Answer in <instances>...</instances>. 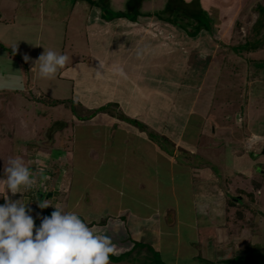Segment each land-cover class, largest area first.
Listing matches in <instances>:
<instances>
[{"label":"rangeland","instance_id":"374dc122","mask_svg":"<svg viewBox=\"0 0 264 264\" xmlns=\"http://www.w3.org/2000/svg\"><path fill=\"white\" fill-rule=\"evenodd\" d=\"M129 1L131 0H114L113 8L124 9L125 12H129ZM171 2L173 8L162 9L164 11L154 16L151 14L148 16V21L143 24L139 22L140 20H136L138 15L132 12L133 16L130 19L133 22L118 17L122 20L118 23H112L107 28L104 22L96 21L94 27L87 26L86 28L90 39L86 35L83 37L81 33H77L73 29L79 23L77 17L69 23L67 22L69 30L64 29L67 31L68 37L63 53L69 57V62L63 67L68 70L63 69V73L65 72L67 75L70 72L73 75L75 68L78 70L79 63L83 62H78V60L80 58L84 59V57L87 60L88 56L92 54L94 55L91 56L94 57L92 60L103 64L104 71L102 70L103 74L97 77V67L93 65L84 67L83 65L80 73L86 77L81 76L80 80L84 81L86 79L85 83L89 87L83 84L84 91H81V88L80 94L75 96L77 101L74 100L73 95L70 98L63 99L64 103H58L60 100L56 99L50 100V104L54 106L60 104L58 108H48L46 107L48 104L44 102V100L51 98L42 94L45 92L44 85L50 80L47 81L46 79V82L43 81L44 83L40 84L38 70V81L34 79V82L27 84L26 78L23 79L21 74L22 65L19 62V57L13 54V51L10 52L8 46L7 48L0 47L2 48L0 51V91H2L4 97H10L11 103H15L17 97L11 95L10 87L16 90L20 89L21 95L27 98V100L20 101L21 105L26 106L27 109L32 107V112L36 110L38 115L43 116L40 117L42 119L33 118L31 121H26L24 109L20 113H16L15 109L7 104L8 102H0V203H4V198H7L8 195L13 200L20 199L21 203L29 204L32 201L27 195H24L26 190L23 188L20 190L21 193L15 195L8 193L5 188L6 178H4L3 169L4 166H7L10 158H22L29 167L28 156L24 158L21 154L22 150H19L17 145L11 147V143L7 142L9 137L3 142L11 131L20 136V139L23 137L31 139L33 133L37 134L34 138L43 135L44 138L48 139V134L50 135L53 130L61 136L60 139L55 138L57 142L60 141L59 144L61 145L65 136L70 139V136H75L78 128L85 129L88 127L91 130L95 129L93 132L96 136H100L101 146L103 141L108 140V137H103V134H108L110 128L128 131L125 138L129 139L128 135L132 134L130 128L138 130L137 133L139 132L141 135L154 133L156 135L155 140L162 149H165L164 146L168 144L167 146L175 150L182 161H188L190 166L203 169L209 165L214 169L212 170L213 173L218 174L220 177L222 174H226L227 177L222 176L225 185L231 183L230 187L233 189L234 194H245L244 201L251 206H248L246 202H242L247 207L244 208L240 204L237 205L236 201H230L228 198L226 204L228 215L224 232L223 228L219 231H213L207 226L205 229L202 228L200 236H198L193 227L198 224L195 220L201 212L198 214L196 207H192V196L186 191L187 188H181L178 200L181 201L182 208L179 207L178 209L180 212L182 209L187 210V213L183 216L185 223H187V228L184 230V241L191 242L192 239H195V247L197 248L194 249L196 253L198 252V255L200 253L203 259L209 258L219 262L225 260L223 258L225 251L221 249L217 252L220 247L232 245L235 248L242 240V242L249 241L243 247L241 244L240 249L235 248V257L229 259L228 263L234 264L239 261L255 264L253 260L256 259L258 253L254 250L253 254L248 252L247 255H238L237 252L255 247L256 245H253L252 241L260 246L259 251L264 256V233L262 232L264 221L259 218V223L251 226L249 223H244L247 219L254 218L255 210L253 208L257 204L259 205V201L264 204V166L261 167L260 165L261 162L264 163V145L258 153L259 157L256 158L257 153L254 150L249 153L245 152L243 155L244 145L248 146L249 149L250 143L245 141V143L239 144L238 140H242L241 137L245 131L247 132L246 138L254 131L251 130L250 126L242 125L243 122L248 124L246 119L249 118L247 114L250 109H252V120L261 122V124H256L255 134L264 132V40L259 41L261 38L264 39L261 36L264 23L261 22L257 25L253 32V24L258 17V13L252 10V4L250 6L251 11L241 15V17L237 14L230 15L228 20L223 19L219 23L217 18L220 20L221 17L226 18V16H222L221 12L214 15L218 16L214 17L215 19L210 17V22H208L206 15H210V13L207 8L197 9L195 6L191 7V4H188L186 0H178L176 3ZM231 2L228 1L229 4ZM48 4L51 5V0H48ZM225 4V2L220 3V5L217 3V10H219V7L226 6ZM111 5L108 8L109 12L107 9H102V12L107 11L108 13L107 20H113L112 13L115 11L111 8ZM69 6L72 7V4ZM263 8L257 9L259 12H263ZM189 9L190 11H188ZM54 11L61 14L66 12L61 4L54 7ZM97 13L98 11L95 12V14ZM89 17L94 18L96 15L91 14ZM132 23L134 26H132ZM199 25L201 28L197 30L196 28ZM133 27H143L144 30L139 32ZM78 28L81 31L80 24ZM84 33L86 34V30H84ZM43 38L45 37L39 36L37 41L32 42L31 45L33 44L34 47L39 45ZM93 39L96 43H92L94 45L91 44L92 46L87 47V42L90 41L91 43ZM12 40L14 42L18 41L15 35ZM71 42L75 44L79 42V47L73 46L74 43ZM16 49L20 48L16 47ZM81 49L86 50V52ZM9 52L14 56V59L8 60ZM105 64H108V66L106 65V67ZM111 65H113V68ZM90 70L92 75L89 73ZM4 72H6L5 76L3 75ZM91 83L95 84V88L91 87ZM119 88L123 90V94L119 93V95L122 94V97H116L119 101H107L109 98L111 99V93ZM0 99H2L1 94ZM122 105L129 107L124 108ZM4 107H7L11 114L6 113ZM72 113L76 119H82L76 121L78 126L73 122L76 119H73ZM2 114H7L9 120L6 117L2 118ZM112 117L118 121L120 120L119 124L116 122L107 125L109 123L107 120ZM13 118H15V121ZM92 118H97L95 121L96 126H92L93 129L90 125H86V119ZM103 118H105V121ZM122 120L129 123V125L121 123ZM2 122H6L7 125L3 126ZM100 133L102 134L100 135ZM85 136L87 139H83L85 142L82 143L80 140L81 147L90 148L98 143V139L94 141L90 134L86 133ZM135 137L138 138V135ZM92 140L94 142H91ZM15 143L16 141L13 142V144ZM39 143L43 145L42 142ZM69 146L72 147V144ZM122 149L120 148L118 151ZM29 159L31 160V158ZM252 160L258 161L257 168L260 170L256 171L255 168L252 173L242 171L243 166L252 162ZM235 164L239 167L237 173L233 171V165ZM56 166L59 169L61 163H56ZM31 174L35 180L34 182L41 178V173L39 178L34 176L33 172ZM43 177L46 176L43 175ZM54 178L56 179L52 184L59 188L60 180L58 176ZM223 179L222 182L224 183ZM50 187L53 188L52 185ZM55 187L52 189L53 191ZM231 196L235 197L233 194ZM37 199H39V195H37ZM125 201L128 202L129 200L126 199ZM50 204L48 208H54L53 204ZM177 205L178 203L168 206L171 209L169 211L172 212L175 209L176 212ZM234 205L238 208L237 212L243 211L241 212L243 217L236 216L233 224L231 220L233 217L231 218L229 215H234L232 210ZM35 206L37 205L29 206L31 209L33 208L30 214L34 218L37 217L38 213L41 216L46 214L47 211L40 210L39 207L35 211ZM51 212L47 215H50ZM206 216L207 213L205 212L204 220H206L207 225L211 222L205 219ZM239 220L240 222H237ZM124 224L122 221L116 222L114 224L115 229L109 232L112 235L108 236L111 238L112 244H115L114 254H119L124 248L130 247V243H124V240L127 239L125 235H130L128 230L130 222ZM96 225L93 222L89 227L96 234H99L100 231L98 227H95ZM212 231L213 234H211ZM222 233L228 236L221 241ZM167 239L170 242L171 236L166 237V239L161 237L160 248L163 247L164 241H167ZM132 241L133 243L136 242L135 239H132ZM211 241L214 242L215 246ZM224 241L225 243H222ZM117 245L121 247L117 248ZM149 246L153 247L151 243ZM171 248V253H164L169 264H172L169 260L175 251L173 245ZM146 253V249L140 253L143 261H145ZM137 254L138 252L134 251V255ZM226 255H230L229 251H226ZM195 259L196 262L202 261L197 257ZM123 262L126 261H121V263ZM135 264H141V262ZM201 264H205V262L203 261Z\"/></svg>","mask_w":264,"mask_h":264},{"label":"crops","instance_id":"0c3cea01","mask_svg":"<svg viewBox=\"0 0 264 264\" xmlns=\"http://www.w3.org/2000/svg\"><path fill=\"white\" fill-rule=\"evenodd\" d=\"M228 1H232L230 3L231 5ZM186 2L191 4V7L195 6L197 9L207 8L211 15H206L208 22H210V17L214 18L217 16H214L215 14L221 12L222 16H226V18L221 17V20L217 18L219 23H221L223 19L228 20V16L230 15L237 14L241 17V15L251 11L250 6L252 4V10L258 13V17L253 24V32L255 31L257 25L261 22L264 23V0H186ZM224 2L226 3V6H223V8L219 7V10H217V3L220 5V3L222 4ZM59 3L62 5V8L66 10L64 14H61L58 11L53 12L54 7H58L60 5ZM109 3L111 8H113L114 0H102L100 3L102 4L101 7H99V4L92 5L85 0H51V5L48 4V0H0V47L4 46V48H7L8 46L10 52L13 51L14 46L20 48L16 49L17 53L15 52V54L19 57V62L22 65L21 74L23 79L26 78L27 84L34 82V79L38 81L37 71L39 70V61L36 60L43 53L44 48L64 54L63 50L65 49L64 46L68 37L67 31L65 30H69L67 25L75 17H77L79 23L77 27L73 29L75 32L81 33L83 37L86 35L88 39H90V37L88 35L89 32L86 29L87 26L94 27L96 21H101L104 22L108 28L112 25V23H118V21L122 20L119 18L107 20L102 17V9L104 6H108ZM71 4L72 7L69 6ZM167 4L168 0L142 1L136 20H140L139 22H142L143 24L148 21V16L151 14L154 16L155 14L164 11L162 9H166L165 6ZM260 7L263 8V12L258 11L257 8ZM113 10L115 12L126 11L124 9L116 8H113ZM96 11H98L97 14H95ZM188 11H190V9ZM91 14L96 15V17L90 18L89 15ZM131 15L133 16V14ZM123 18L133 22V20L128 17ZM79 24L81 31L78 28ZM132 26H134L133 23ZM133 28L139 32H143L144 30L143 27ZM84 30H86V34L84 33ZM262 30L263 34H261V36L264 37V29ZM14 35L18 40L16 42L12 40ZM39 36H43L45 38L40 41L39 47L35 46V48L33 44L31 45V43L37 41ZM82 42L84 41L82 40ZM87 43V47H90L94 45L92 43H96V41L93 39L91 43L90 41ZM79 44L80 43L77 42L76 44L74 43L73 46L79 47ZM1 49L2 48H0V51ZM81 50L86 52L84 49ZM25 54L29 55L31 58L28 62L23 60V56ZM91 56L94 55L92 54ZM91 56H88L87 60L86 57L78 60V62H83L79 63L78 70L75 68L73 75L70 72H68L67 75L65 72L64 74L62 70H68L65 68L59 69L56 75L51 78H42L39 75L40 84L44 83L43 81L46 79L47 81L48 79L50 80L46 83V85H44L45 88L43 89L45 92L42 93L51 97L48 99L49 101L44 100V102L48 104L46 107L58 108L60 104L54 106L53 104H50V100L56 99L60 100L58 103H64L62 100L66 97L70 98L71 95H73L74 100H76L75 96L80 94V89L82 88L81 91H84L82 87L83 84L89 87V85L85 83L86 79L84 81L80 80L81 76H85L80 73V69L83 65L84 67L93 65L99 68V61L96 62L92 60L94 57ZM11 59H14V56L10 53L8 60ZM67 62H69V60ZM106 65L108 66V64H105V66ZM111 66L113 68V65ZM89 73L92 75L91 70ZM102 74L103 73H96L97 77H100ZM3 75L5 76L6 72H4ZM40 84L39 86H41ZM90 85L92 88H95L94 83H91ZM55 86L56 88H54ZM10 88L11 95L13 94L17 97L15 99V103H11L9 100L10 97H4L2 91H0L2 96L0 102H8L7 104L11 105L15 109L16 113H20L24 109L23 112L26 113V121H31L33 118L42 119L40 117L43 116L38 115L36 110L33 112L31 111L32 107L27 109L26 106L21 105V100H27V98L21 95L20 89L16 90L13 87ZM122 91L123 90L120 88L115 90V92H112L110 95L111 99L109 98L107 101H119L116 97H122ZM67 93H69V95H67ZM119 93L122 94L119 95ZM254 102H256V100H254ZM45 103L44 105H46ZM33 105L35 107L34 102ZM123 107L125 108L126 106ZM4 109H6V113L8 112L11 114V111L7 107H4ZM251 110L252 109H250L247 114L249 116V118L246 119L248 124L243 122L242 125L250 126L251 130L254 131L247 138L245 137L247 135V132L245 131L242 134V140L239 139L238 143H245V141L246 143H250L249 149L248 146L244 145L243 155L245 152L249 153L254 150L257 153V158L259 157L258 153L260 149L264 145V132L255 134L256 124H261V122L252 120ZM6 115L2 114V118L6 117V119H8L9 116ZM72 115L73 119H76L73 113ZM96 119L97 118L89 120L86 119V125H90L91 128L92 126H96ZM104 119L105 118H103V120ZM13 120L15 121V118H13ZM78 120L82 119L74 120L73 122H75V125H77L76 121ZM107 121H109L107 125H111L116 122L119 124L120 122V120L118 121L114 117L108 119ZM121 123L129 125V123L123 120ZM2 124L3 126L7 125L6 122H2ZM130 129L132 134L128 135L130 137L129 139L125 138L128 131H122L119 128H110L107 132L108 134H103V137H108V140H106V142L103 141L102 146L100 144V136H96L95 132H93L95 129L91 130L88 129V127L85 129L78 128L75 136H70V139L68 136H65L61 145L59 144L60 141L57 142L55 140L56 137L60 139L61 136L53 130L50 132V135L48 134V139L44 138L43 135L39 138H34L37 135L34 133L31 139L26 137L20 139V136L15 135L14 131H11L7 137L4 138L3 142H5V140L9 137L7 142L11 143V147L17 145L18 149L22 150L21 154L24 158L30 156L29 158H31V160L27 157L29 160L30 172H33V175L38 176V178L41 173V178L37 179V182H34L33 188L26 190L24 194L32 200L28 204L30 207L32 205H38V201L44 199L49 203H52L54 207L52 209L48 207L40 209L47 211L45 215L54 211L55 207L61 208L65 211H76L89 225L95 222L97 224L95 227H98V230L100 231L99 234L102 235H112L109 234V232L110 230L115 229L114 224L116 222L122 221L123 225H125L124 223L129 224L130 222V227L128 229L130 235L126 233L127 235H125V238L127 237V239L124 240V243H130V247L124 248L122 252L116 255H120L121 253L131 250L135 243H133L132 239H135L136 242H141L147 245L151 243L157 251L161 252L164 259H166L164 253H171V246L173 245V249L175 251L172 253V257L169 260L172 264H201L205 258L203 259L200 253L199 255L198 252L196 253L194 249L197 248L195 247V239H192L191 242L184 241V230L187 228V223H185L186 221L183 216L187 213V210L185 211L182 209L180 212L178 209L179 207L182 208L181 201L178 200L180 197V189L184 187L187 188L186 191L192 196V207H196L198 214L201 212L199 217L195 220L198 224L193 227L198 236H200L202 228L205 229L207 226L213 231H219L223 228L224 232L227 219L226 217L228 215V209L226 207L228 198L230 201H236L237 205L240 204L244 208H247L243 205V203L246 202L244 201L246 195L242 193L234 194L233 189L230 187L231 183H228L227 186L225 185L226 183L222 176H226V174H222L220 177L218 174L213 173L212 170L214 169L209 165L203 169H198V167H194L192 165L190 166L188 161H182L180 155H178L175 150L168 147V144L164 146L165 149H162L161 146L158 145L157 141L151 139L148 134H144L146 135L144 137V135L139 134V132L137 133L138 130H132V128ZM58 130L60 131V129ZM86 133L90 134L94 141L95 139H98V143L92 145L90 148L81 147L80 140L82 143L85 142L83 139H86ZM101 134L102 133H100V135ZM136 135H138V138L135 137ZM243 139L245 140L243 141ZM14 141H16L15 144H13ZM94 141L92 140L91 142ZM39 142H42L43 145ZM26 143L27 145H25ZM70 144H72V147L69 146ZM120 148L123 149L118 151ZM191 153L193 154V151ZM56 163H61L59 169H57ZM257 164L258 161L256 162L255 160H252V162L243 166L242 171L252 173L255 168L256 171H259L260 169L258 170ZM260 165L262 167L264 166V163L261 162ZM233 166V171L236 173L239 172V167L236 164ZM220 167L223 169L221 165ZM43 175L46 177L44 178ZM55 176H58V179L60 180L59 188H56L52 184L54 179H56L54 178ZM222 179L224 183L222 182ZM51 185L53 188L50 187ZM54 187L55 190L53 191L52 189H54ZM232 194L235 195V197L231 196ZM37 195H39V199H37ZM126 199L129 201L126 202ZM177 203L178 211L176 209L175 212L174 209L170 212L171 209L168 206H171V204L176 205ZM247 203L248 202H246V204ZM247 205L250 206L249 203ZM35 207L36 208L34 209L36 211L38 206ZM237 209V206L234 205L232 208L234 215H229V217H233V219H231L233 224L235 223L236 216L243 217V214L241 215V212L243 211L240 210L241 212H237ZM253 210H255L254 218L247 219L244 222L249 223L250 226L259 223V218L264 221V204L259 201V205L257 204ZM205 212L208 216H206L205 219H208L211 222L207 225L206 220H204ZM35 222L39 225L40 219H36ZM237 222H240V220ZM243 227L244 226L242 225V228ZM262 227V232L264 233V223H262ZM213 231L211 234L214 233ZM168 236H171V241L169 242V239H167V241H164L163 247L160 248L161 237L166 239ZM227 236L223 234L221 241L225 239L224 237L227 238ZM242 241L236 245L237 248L241 247V244L243 247L247 242H249ZM211 243L215 246L214 242L211 241ZM222 243H225V241ZM251 243L256 246L252 247L250 250L239 251L237 254L247 255L248 252H253L254 250L256 253L263 256V254L259 251L260 246L252 241ZM121 244L123 243L121 242ZM114 245L115 244H113V247ZM116 247L119 248L121 246L117 245ZM235 248L232 245H229L220 247L216 250L218 252L223 249L225 251L223 258L231 259L235 257ZM226 251H229V256L226 255ZM191 255L193 256L191 257ZM174 257L176 258L173 259ZM195 257H197V259H201L202 261L198 260L199 262H196ZM207 259L212 262H219L218 260L213 261L209 258ZM125 263L127 262H110V264Z\"/></svg>","mask_w":264,"mask_h":264},{"label":"clouds","instance_id":"9594fccd","mask_svg":"<svg viewBox=\"0 0 264 264\" xmlns=\"http://www.w3.org/2000/svg\"><path fill=\"white\" fill-rule=\"evenodd\" d=\"M30 59L27 54L23 56L25 62ZM68 59L65 54L44 48L36 60L39 75L55 76ZM101 69L104 71V65L99 63L97 72L102 73ZM3 175L5 188L12 195L21 193V188H33L34 179L22 158H10ZM49 205L42 199L37 206L45 209ZM31 212L28 203L13 200L9 195L0 203V264H110L115 251L111 238L96 234L78 212L55 207L50 215L38 213L36 218ZM36 219H40L39 225Z\"/></svg>","mask_w":264,"mask_h":264},{"label":"trees","instance_id":"16d2710c","mask_svg":"<svg viewBox=\"0 0 264 264\" xmlns=\"http://www.w3.org/2000/svg\"><path fill=\"white\" fill-rule=\"evenodd\" d=\"M85 1H88L92 5L99 4V7H101V5H102V4H100L102 2V0H85ZM142 1L143 0H131V1H129L128 2L129 12H113L112 13L113 19L114 18H118V17L132 18L131 12H133L135 15H138L139 14V7H140ZM171 1H174V3L178 2V0H169L166 9H171V8L174 7L173 3ZM180 1H183V0H180ZM109 7L110 6L108 5V6H104V8L103 7L102 8H103V10L104 9L108 10ZM108 12H109V10H108ZM107 14H108L107 11H103L102 12V17L105 18V19H108V18H106ZM190 14L192 15L191 12H190ZM200 28H201V26L199 25L196 29L200 30ZM261 40H264V39L262 38ZM261 40H259V41H261ZM246 44L248 45L249 43L247 42ZM102 108H104V107H102ZM149 136H150L151 139L156 141L155 140L156 135L154 133L150 134ZM144 249L147 250V253L145 254L146 257L144 259L145 261H143V259L140 256V253H142ZM134 251H137L138 254L134 255ZM251 254H253V252H251ZM125 259H127V260H125ZM121 261H126L127 264H135V263H138V262H141V264H169V263H167L166 259L163 258L161 252L157 251L152 246H149V245L141 243V242H135L134 247H133L132 250H129V251L124 252V253H121L120 255H116V254L113 253L111 255V257H110V262L118 263V262H121ZM228 261H229V259L222 260L220 262H212V261H210L208 259L204 260L205 264H230V263H228ZM259 261H261V262H259ZM253 262L255 264H257V263L258 264H260V263L263 264L264 263V256H262L260 254L256 255V259L253 260ZM234 264H251V263L236 261Z\"/></svg>","mask_w":264,"mask_h":264},{"label":"flooded vegetation","instance_id":"af4514ba","mask_svg":"<svg viewBox=\"0 0 264 264\" xmlns=\"http://www.w3.org/2000/svg\"><path fill=\"white\" fill-rule=\"evenodd\" d=\"M226 260V259H225Z\"/></svg>","mask_w":264,"mask_h":264}]
</instances>
